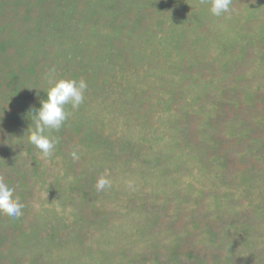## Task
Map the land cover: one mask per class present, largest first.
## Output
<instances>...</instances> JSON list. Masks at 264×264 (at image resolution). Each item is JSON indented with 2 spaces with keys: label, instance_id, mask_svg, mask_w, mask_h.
<instances>
[{
  "label": "trees",
  "instance_id": "1",
  "mask_svg": "<svg viewBox=\"0 0 264 264\" xmlns=\"http://www.w3.org/2000/svg\"><path fill=\"white\" fill-rule=\"evenodd\" d=\"M210 4L0 0V180L24 205L0 214V258L13 243L11 264H264V0ZM46 77L88 85L47 158L28 141ZM224 183L229 198L208 189Z\"/></svg>",
  "mask_w": 264,
  "mask_h": 264
},
{
  "label": "clouds",
  "instance_id": "2",
  "mask_svg": "<svg viewBox=\"0 0 264 264\" xmlns=\"http://www.w3.org/2000/svg\"><path fill=\"white\" fill-rule=\"evenodd\" d=\"M232 0H211L210 13L220 17L231 12ZM49 80L50 87L46 90L47 98L41 101V107L30 111L31 121L35 130L28 136V141L34 145L44 157H50L59 142L49 135L53 130L58 131L69 116L67 106L78 109L84 102L87 82L81 78ZM73 158H77L73 153ZM111 181L100 177L96 182V190L104 191L111 188ZM14 188L0 180V214L18 218L22 214L24 205L14 195Z\"/></svg>",
  "mask_w": 264,
  "mask_h": 264
},
{
  "label": "rangeland",
  "instance_id": "3",
  "mask_svg": "<svg viewBox=\"0 0 264 264\" xmlns=\"http://www.w3.org/2000/svg\"><path fill=\"white\" fill-rule=\"evenodd\" d=\"M77 19H78V21L81 23L82 22V20H81V17L80 16H78L77 17ZM0 101L1 102H4V103H6V104H8L9 102L7 101V99L6 98H1V96H0ZM260 106H262V104H260ZM189 116H190V118H192L193 116H195V114L194 113H191V114H189ZM190 125H189V127L191 128V127H193V128H195V125L198 123L197 122V119H195L194 121L193 120H190L189 122H188ZM262 131H261V134L264 136V129H261ZM86 131V130H85ZM85 131H82L81 133H76V132H74L73 133V131H69V130H67V128L65 127V129H64V131H63V135H64V140H69V138H71L72 140V142H74L75 144L76 143H78L79 142V138L80 137H82V135H85ZM253 134H257L256 133V131H254L253 132ZM85 150H87V149H85ZM129 156H130V154H128ZM263 156H264V152H263ZM264 158V157H263ZM77 159V158H76ZM78 160L81 162V164H80V166H78L79 168H80V170H83L84 169V167L83 166H81L82 165V157L81 158H78ZM233 165V164H232ZM16 168L17 169H19L18 168V165H16ZM20 171V170H19ZM18 171V172H19ZM17 172V173H18ZM48 178V177H47ZM46 178V179H47ZM88 178H89V175H88ZM49 179V178H48ZM63 183H64V181H62ZM210 183V180H203L202 182H200L199 181V183H196L197 185H200V184H209ZM223 184V183H222ZM224 184H226V183H224ZM194 185V184H193ZM202 187H204L203 185H201ZM194 188H195V186H194ZM208 189L209 190H212V193L214 194V195H216V194H219V196H220V194L222 193L223 195H224V197H226V198H229V194L233 191V187L231 186V185H229V184H226V186H222V188L221 187H218V188H215V187H213L212 185H211V187H208ZM192 195H195V190H193V194ZM213 198V199H212ZM212 198H208V199H212V200H214L215 198L214 197H212ZM226 201V200H225ZM112 214H113V217H114V219L115 220H118L119 222H115V223H113V226L115 227V228H124L125 229V226H126V223H125V221L124 220H122V221H120V218H123V219H126V218H128V216H127V212H121V211H117V210H113V212H112ZM253 213H251V215H245V214H243V215H237V217H234L233 219L237 222V224H242L245 220H247L249 217L250 218H256V217H254V215H252ZM143 215V214H142ZM142 215H140L139 216V219H140V217L142 216ZM132 218V217H131ZM133 222H134V219H133ZM139 223H141L142 224V220H140L139 221ZM255 228H256V234H257V236H258V242L260 241V240H262V241H264V238H262V236L264 237V227H262V228H260L259 227V224H257L256 226H255ZM127 235H129L130 236V234H125V237H128ZM133 239H137L136 237H131L129 240L130 241H132ZM144 240V239H143ZM129 241V242H130ZM128 243V242H127ZM127 243H122L121 245H120V248L123 246V245H125V244H127ZM13 246V243H10L9 245H8V247H7V250L5 251V253L1 256V264H11V260L9 259V256H8V254L7 253H9L10 251H9V247L10 246ZM264 246V245H263ZM120 248H118V249H120Z\"/></svg>",
  "mask_w": 264,
  "mask_h": 264
}]
</instances>
